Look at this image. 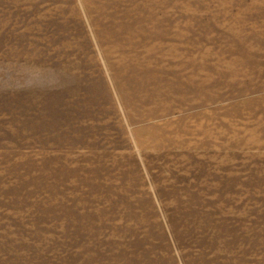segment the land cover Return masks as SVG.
Wrapping results in <instances>:
<instances>
[{
	"label": "rangeland",
	"instance_id": "1",
	"mask_svg": "<svg viewBox=\"0 0 264 264\" xmlns=\"http://www.w3.org/2000/svg\"><path fill=\"white\" fill-rule=\"evenodd\" d=\"M0 264H264V0H0Z\"/></svg>",
	"mask_w": 264,
	"mask_h": 264
}]
</instances>
